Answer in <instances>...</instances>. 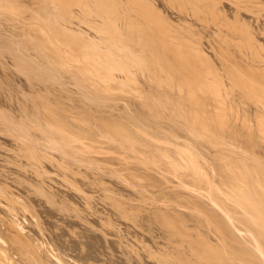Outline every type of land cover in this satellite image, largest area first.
<instances>
[{
    "label": "bare ground",
    "instance_id": "6f19581e",
    "mask_svg": "<svg viewBox=\"0 0 264 264\" xmlns=\"http://www.w3.org/2000/svg\"><path fill=\"white\" fill-rule=\"evenodd\" d=\"M0 238L264 264V0H0Z\"/></svg>",
    "mask_w": 264,
    "mask_h": 264
},
{
    "label": "rangeland",
    "instance_id": "374dc122",
    "mask_svg": "<svg viewBox=\"0 0 264 264\" xmlns=\"http://www.w3.org/2000/svg\"><path fill=\"white\" fill-rule=\"evenodd\" d=\"M0 239H1V238H0ZM0 241H1V243H4V241H3L2 239H1Z\"/></svg>",
    "mask_w": 264,
    "mask_h": 264
}]
</instances>
